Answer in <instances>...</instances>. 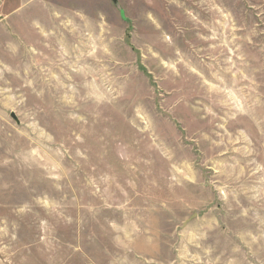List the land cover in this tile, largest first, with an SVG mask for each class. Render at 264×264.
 Segmentation results:
<instances>
[{
	"label": "rangeland",
	"instance_id": "rangeland-1",
	"mask_svg": "<svg viewBox=\"0 0 264 264\" xmlns=\"http://www.w3.org/2000/svg\"><path fill=\"white\" fill-rule=\"evenodd\" d=\"M0 264H264V0H0Z\"/></svg>",
	"mask_w": 264,
	"mask_h": 264
},
{
	"label": "water",
	"instance_id": "water-1",
	"mask_svg": "<svg viewBox=\"0 0 264 264\" xmlns=\"http://www.w3.org/2000/svg\"><path fill=\"white\" fill-rule=\"evenodd\" d=\"M12 116L15 118L14 114H12Z\"/></svg>",
	"mask_w": 264,
	"mask_h": 264
}]
</instances>
